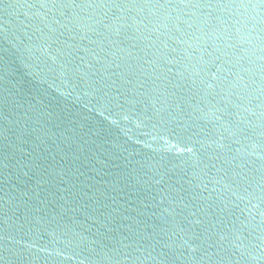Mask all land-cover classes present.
<instances>
[{"label":"water","instance_id":"water-1","mask_svg":"<svg viewBox=\"0 0 264 264\" xmlns=\"http://www.w3.org/2000/svg\"><path fill=\"white\" fill-rule=\"evenodd\" d=\"M0 264H264V0H0Z\"/></svg>","mask_w":264,"mask_h":264}]
</instances>
